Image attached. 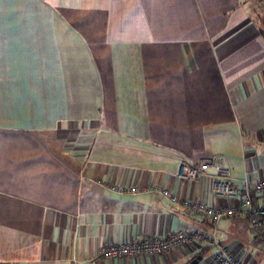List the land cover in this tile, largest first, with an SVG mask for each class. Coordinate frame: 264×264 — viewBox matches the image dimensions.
Masks as SVG:
<instances>
[{
    "label": "crops",
    "instance_id": "0c3cea01",
    "mask_svg": "<svg viewBox=\"0 0 264 264\" xmlns=\"http://www.w3.org/2000/svg\"><path fill=\"white\" fill-rule=\"evenodd\" d=\"M255 0H0V264H213L216 244L264 264L246 220L213 224L157 185L222 208L211 159L264 178V37ZM200 233L168 252L105 259V245ZM200 258V259H198Z\"/></svg>",
    "mask_w": 264,
    "mask_h": 264
},
{
    "label": "built area",
    "instance_id": "2783aa9c",
    "mask_svg": "<svg viewBox=\"0 0 264 264\" xmlns=\"http://www.w3.org/2000/svg\"><path fill=\"white\" fill-rule=\"evenodd\" d=\"M178 179L189 182L209 183L211 193L227 202H236V205H227L215 208L201 200H180L170 190L157 185L139 187H124L103 182L101 185L116 194H143L156 193L172 205L181 206L189 215L201 214L213 224L231 219L241 218L247 221L251 236L264 248V178L253 185L246 177L242 179V189L237 191L232 185V178L227 168L218 166L211 159L201 158L196 164H182L177 173ZM205 241L200 233L190 234L186 231L171 232L163 237L149 236L131 241L123 245H105L100 256L113 259L123 256H149L168 252L189 242ZM213 264H243L240 257L230 254L228 248L216 244Z\"/></svg>",
    "mask_w": 264,
    "mask_h": 264
},
{
    "label": "rangeland",
    "instance_id": "374dc122",
    "mask_svg": "<svg viewBox=\"0 0 264 264\" xmlns=\"http://www.w3.org/2000/svg\"><path fill=\"white\" fill-rule=\"evenodd\" d=\"M261 9H264V6L262 4V6L260 8H258V5H257V9L254 10L255 13H256V16L258 15V23L260 25V27L262 28L263 32H264V11L262 12Z\"/></svg>",
    "mask_w": 264,
    "mask_h": 264
},
{
    "label": "trees",
    "instance_id": "16d2710c",
    "mask_svg": "<svg viewBox=\"0 0 264 264\" xmlns=\"http://www.w3.org/2000/svg\"><path fill=\"white\" fill-rule=\"evenodd\" d=\"M255 4H256V7H257V5H258V8H260L261 6H262V4H263V6H264V0H255ZM264 11V9H261V11ZM262 11V12H263ZM260 33H261V35L264 37V32H263V30H262V28H260Z\"/></svg>",
    "mask_w": 264,
    "mask_h": 264
},
{
    "label": "water",
    "instance_id": "95a60500",
    "mask_svg": "<svg viewBox=\"0 0 264 264\" xmlns=\"http://www.w3.org/2000/svg\"><path fill=\"white\" fill-rule=\"evenodd\" d=\"M198 259H200V258H198ZM196 262H197V260H196V261H193V262H191L190 264H196Z\"/></svg>",
    "mask_w": 264,
    "mask_h": 264
}]
</instances>
